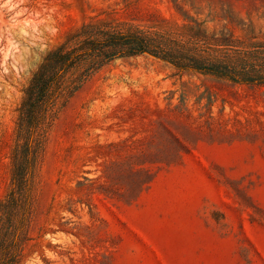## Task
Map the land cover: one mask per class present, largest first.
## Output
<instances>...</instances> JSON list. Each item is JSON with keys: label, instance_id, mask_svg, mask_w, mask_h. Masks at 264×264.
I'll return each mask as SVG.
<instances>
[{"label": "rangeland", "instance_id": "rangeland-1", "mask_svg": "<svg viewBox=\"0 0 264 264\" xmlns=\"http://www.w3.org/2000/svg\"><path fill=\"white\" fill-rule=\"evenodd\" d=\"M264 36V0H0V198L23 89L91 17ZM20 264H264V86L105 65L46 134Z\"/></svg>", "mask_w": 264, "mask_h": 264}, {"label": "trees", "instance_id": "trees-1", "mask_svg": "<svg viewBox=\"0 0 264 264\" xmlns=\"http://www.w3.org/2000/svg\"><path fill=\"white\" fill-rule=\"evenodd\" d=\"M187 13L174 26L91 17L50 49L23 89L0 198V264H20L33 215L32 185L48 129L67 101L105 65L152 56L178 70L264 86V36H238Z\"/></svg>", "mask_w": 264, "mask_h": 264}]
</instances>
